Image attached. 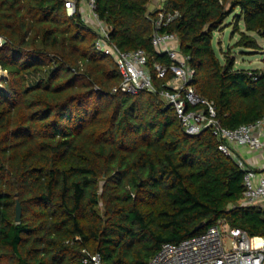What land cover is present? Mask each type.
Returning a JSON list of instances; mask_svg holds the SVG:
<instances>
[{
	"label": "trees",
	"instance_id": "16d2710c",
	"mask_svg": "<svg viewBox=\"0 0 264 264\" xmlns=\"http://www.w3.org/2000/svg\"><path fill=\"white\" fill-rule=\"evenodd\" d=\"M150 1L97 0L95 11L121 50H146L160 90L179 69L152 43ZM166 6L180 11L167 30L220 124L262 118L264 69L237 68L229 53L222 60L214 36L233 16L236 45L259 49L249 32L264 38V0ZM96 39L65 0H0V264H94L90 254L102 264H150L164 243L222 222L264 235V208L241 205L244 170L212 130L186 133L158 93L114 91L121 72ZM155 62L169 66L164 78Z\"/></svg>",
	"mask_w": 264,
	"mask_h": 264
},
{
	"label": "built area",
	"instance_id": "2783aa9c",
	"mask_svg": "<svg viewBox=\"0 0 264 264\" xmlns=\"http://www.w3.org/2000/svg\"><path fill=\"white\" fill-rule=\"evenodd\" d=\"M97 0H65L69 15L80 11L82 18L96 34V48L114 58L121 72V82L114 91L136 94L142 90L158 93L171 104L186 133L196 135L211 129L218 140V149L232 157L244 170L245 190L241 205H260L264 208V169H257L238 153L240 147L264 153V116L237 128L222 126L217 119L214 101L202 96L193 84L196 70L189 56L180 50L179 37L167 30L179 16V10L167 8V0L150 12H155L152 43L161 53H167L179 72L158 89L145 49L121 50L111 41V26L95 11ZM158 78H164L169 66L155 62ZM94 264H102L99 254L89 255ZM88 262V259H85ZM150 264H264V235L252 236L246 230L222 222L209 226L204 232L179 242H166L151 258Z\"/></svg>",
	"mask_w": 264,
	"mask_h": 264
},
{
	"label": "rangeland",
	"instance_id": "374dc122",
	"mask_svg": "<svg viewBox=\"0 0 264 264\" xmlns=\"http://www.w3.org/2000/svg\"><path fill=\"white\" fill-rule=\"evenodd\" d=\"M243 26V25H241ZM242 29H244L242 27ZM234 30V19L231 16L223 25V27L215 33L214 36V46L218 52V55L222 60L229 53L234 55L236 58L235 66L237 68H246V69H264V38L259 37L253 32H249L257 37L259 43V49H252L244 46H237L240 35L239 32ZM6 76V72L0 73V87L1 78Z\"/></svg>",
	"mask_w": 264,
	"mask_h": 264
},
{
	"label": "crops",
	"instance_id": "0c3cea01",
	"mask_svg": "<svg viewBox=\"0 0 264 264\" xmlns=\"http://www.w3.org/2000/svg\"><path fill=\"white\" fill-rule=\"evenodd\" d=\"M165 0H151L149 4L150 9L158 8ZM238 153L257 169H264V153L253 152L247 147H240Z\"/></svg>",
	"mask_w": 264,
	"mask_h": 264
},
{
	"label": "water",
	"instance_id": "95a60500",
	"mask_svg": "<svg viewBox=\"0 0 264 264\" xmlns=\"http://www.w3.org/2000/svg\"><path fill=\"white\" fill-rule=\"evenodd\" d=\"M6 39L2 38V43H5ZM22 219V203L20 202V200H17L16 203V221L20 222ZM206 226V221H202L200 224H198L195 228H194V232L204 228Z\"/></svg>",
	"mask_w": 264,
	"mask_h": 264
}]
</instances>
